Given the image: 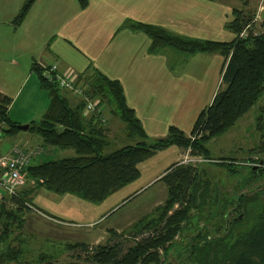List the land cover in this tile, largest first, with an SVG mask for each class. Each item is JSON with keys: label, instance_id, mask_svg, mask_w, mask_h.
<instances>
[{"label": "trees", "instance_id": "trees-1", "mask_svg": "<svg viewBox=\"0 0 264 264\" xmlns=\"http://www.w3.org/2000/svg\"><path fill=\"white\" fill-rule=\"evenodd\" d=\"M35 1L24 0L12 20L14 27L23 22ZM78 5L80 9H84L88 0H78ZM254 15L247 10L236 7L232 9V19L224 24V28L233 34L230 41L183 37L159 26L132 20H126L121 25L122 28L145 34L150 39L148 51L152 54L169 50L184 56L207 53L223 57L219 87L211 103L197 115L189 135L170 126L164 137L150 139L134 110L126 104L119 81L109 79L92 65H88L78 76L83 94L74 95V101L56 83L46 81L40 69L33 65L40 87L48 93L49 103L42 118L31 122L28 131L38 134L43 144L71 148L77 156L30 165L22 170L26 177L25 186L17 196L0 201V229L3 233L0 242L3 243L2 240L7 239L10 232L21 229L22 223L24 224L17 213L4 210L5 204L14 203L18 209L16 212L23 207L28 209L31 205L29 196L39 188L59 195H75L98 204L136 181L140 177L138 165L158 151L175 146L183 150L189 149L193 156L208 159L206 142L234 126L264 94V21L261 24L263 31L255 33ZM88 100L97 101L99 113L93 112L85 116ZM10 104L11 99L0 92V121L5 125L2 132L15 136L21 131L8 117ZM106 109L124 123L127 137L135 143L102 155L100 151L107 144L105 127L102 125V122L107 121L103 113ZM258 149L264 153V143ZM216 164L227 169L230 174L236 172L231 161L222 160ZM248 167L251 177L247 179V183L264 172L261 167L256 170L250 165ZM160 181L166 186V199L151 215L140 218L126 232L134 240V244L122 253L120 242L112 244L111 241L115 238L109 239L106 243L95 246L91 262L161 264V255L169 252L173 240L188 222L190 210L198 208L201 202L202 207L207 204L210 206L203 222H211L213 232H208L207 225L202 224V229L190 235L184 245L185 256L180 264H264V193L252 197L240 193L232 200L226 197L219 206L211 207L212 191L207 192L206 184V187L199 184L197 169L179 162L169 166ZM229 204L243 212L241 218H226ZM148 231L153 235L150 232L145 236L144 232ZM70 246L88 249L85 243ZM24 254L22 247L13 248L6 244L0 250V264H27L22 261ZM49 258L52 256L40 254L36 261L43 262Z\"/></svg>", "mask_w": 264, "mask_h": 264}, {"label": "crops", "instance_id": "crops-1", "mask_svg": "<svg viewBox=\"0 0 264 264\" xmlns=\"http://www.w3.org/2000/svg\"><path fill=\"white\" fill-rule=\"evenodd\" d=\"M20 5V0H0V92L11 99L9 119L17 125H30L39 121L48 107V95L40 87L33 65L40 68L57 63L60 72L72 71L77 77L92 65L109 79L119 81L126 104L150 139L164 137L170 126L189 135L182 123H194L211 103L221 81L224 59L218 54L198 53L185 57L182 66V59L169 50L149 53L150 39L121 25L132 20L183 37L230 41L233 34L224 24L232 19L236 7L231 0H88L80 9L72 2V7L66 6L63 0H36L23 22L14 27L12 20ZM53 20L55 24L46 29ZM23 92L24 97L37 96L38 107L32 109L29 100H20ZM66 94L72 98L68 91ZM24 140L34 144L30 137H22L20 142ZM186 159V152L175 146L156 152L138 165L140 177L99 203L103 209L91 217L98 220L113 214L158 183L169 166ZM164 160L171 164L154 172L156 163ZM39 189L29 196L33 205L29 209L35 213L24 222L29 219L33 223L42 217L61 225H77L58 218L70 210L69 206L65 211L51 203L57 214L43 210L37 200L38 204L33 202Z\"/></svg>", "mask_w": 264, "mask_h": 264}, {"label": "rangeland", "instance_id": "rangeland-1", "mask_svg": "<svg viewBox=\"0 0 264 264\" xmlns=\"http://www.w3.org/2000/svg\"><path fill=\"white\" fill-rule=\"evenodd\" d=\"M231 1H235L236 8L247 10L250 14H255V26L253 31L255 33H261L263 31L261 24L262 21H264V18L262 17L264 10L260 13V7L263 6L261 4L264 1ZM23 2L24 0H20L21 5L19 8H21ZM63 2L68 7H72L70 2H72L73 6L76 7L78 4L76 0H63ZM18 10H16L15 15ZM55 22V20L48 22L46 29L52 27ZM51 30L53 31L55 28ZM174 54L179 57V60L182 59V66L184 63L183 59H186L185 57H189L178 53ZM8 67L10 66L8 65L7 68ZM27 91L28 90L24 92ZM44 91L47 93L46 90ZM24 92L21 94L20 100L23 98L24 100H29L32 109L38 107L39 101L37 96L34 97L29 95L24 97ZM68 93L70 95L72 94L71 99L73 101L76 100L74 98L75 94L69 91ZM15 108L19 109V104H17ZM103 113L107 118V121L102 122L103 127H105L104 129L107 144L100 151L102 155L109 154L122 146L135 143L133 139L127 137L126 127L121 120H119L116 116L109 114L107 109L106 112ZM41 118L42 117H40V119ZM182 124V128L186 130V133H189V128L193 123L191 124L190 122H187L188 125L185 123ZM3 127H5V125H3ZM22 137H24V139L30 137L34 144H27L25 140L20 142ZM263 143L264 94L259 98L255 105L234 124V126L226 132L210 138L206 142L205 146L208 150V159L193 156L191 155L189 149H187L184 151L186 152L188 162L183 161V163L190 164L197 169L199 184H206L207 192L212 191L210 201L211 207H214V205L217 207L220 203L225 201L226 197H229V199L232 200L240 193H246L250 197L264 193V172L261 176L258 175L255 179H252L251 182L249 181L247 183V179L251 177V171L248 167L249 165L253 167V170L258 169L259 167L264 168V153H261L258 149V147ZM32 145H34V147L30 148ZM26 147L30 149L25 150ZM14 149L26 152L30 156V160L27 164H25V166H22V170H25L30 165H39L43 162L77 156L76 152L71 148H57L43 144L41 137L31 131H21L15 136L5 135L1 131L0 155L10 154V152ZM200 158L202 160H200ZM222 160L231 161L233 163V167L236 169V172L234 174H230L227 169L216 164ZM170 164L171 163H169V161L165 160L163 162H159L158 164L156 163L157 166L154 168V172H157L161 168H167ZM206 185L204 187H206ZM166 196V186L159 180L158 183L140 193L135 199H131L120 206L116 212H113V214L97 220L91 216L95 213V211L101 212L103 209L101 204H94L71 194L62 196L41 188L37 191L36 195H34L33 202L35 201L36 204L39 202V204L43 206L41 207L42 209L45 208L49 210L46 211L48 213L50 211L56 212L55 209L50 207L52 204L62 207L64 210L68 208L67 206H69L70 210H65L66 213L60 214L58 218L63 221H73L77 223V225H61L42 217L40 218L41 220H35V222L33 221L32 223V221L29 220L32 219L30 218V213L35 212L29 209L31 205L28 209L23 207L19 209V212H16L18 211V209H16L17 206L14 203H8L5 204L4 210L8 211V213L14 211V213L18 214V217L21 220H27V217L29 219L24 222V224L22 223L21 229L13 230V232L9 233L7 239L2 240L3 243L0 242V250L6 244H9L13 248L22 247L25 251L22 261L27 262V264H47L49 262H52L53 264H87L88 262H90V264H94L91 260L95 254V246L104 244L109 239L113 240L115 238L114 241H111L112 244L116 241L120 242L122 253H124L129 246H132L134 244V240L129 237L126 232L129 231L130 227L140 218L146 215H151L155 208L165 201ZM66 203L68 205H66ZM47 204H49V207ZM200 204L201 205L198 208H192L190 210V218L183 226L180 234L173 240L174 242L169 252L163 256L161 255V258L163 259L161 264H167L166 262H170V264H180L181 259L185 256L184 245L188 242L190 235L197 232L200 228L202 229V224L207 225L208 232H213L212 223H209L208 220L207 223L203 222V218L210 210V206L207 204L202 207L203 204L201 202ZM256 207H258V204H256ZM226 211H228L226 215L228 220L236 218L237 216L241 218L243 215V212L232 206V204L228 205ZM56 213L59 214L58 212ZM221 215H223V213ZM58 227L63 229H59ZM150 232L151 231L144 232V235H149ZM93 235L97 237L92 238ZM151 235H153L152 232ZM1 236H3V233L0 229V237ZM17 240L23 241L17 242ZM79 243L87 244L88 249L81 250L78 247L76 248L75 246H70ZM40 254L51 255L52 258L46 259L43 262H37L36 259Z\"/></svg>", "mask_w": 264, "mask_h": 264}, {"label": "built area", "instance_id": "built-area-1", "mask_svg": "<svg viewBox=\"0 0 264 264\" xmlns=\"http://www.w3.org/2000/svg\"><path fill=\"white\" fill-rule=\"evenodd\" d=\"M261 5L260 13L264 10V2ZM39 69L46 81L56 83L62 90L72 92L75 95L83 94V88L78 81V77L72 71L60 72L57 63L40 66ZM93 112H100L97 101L88 100L84 113L88 115ZM3 125V122L0 121V132ZM29 160L30 156L19 149L12 150L10 154L0 155V201L3 198L8 199L17 196L18 192L25 186L26 178L22 172V166H25ZM185 161L188 162V159Z\"/></svg>", "mask_w": 264, "mask_h": 264}, {"label": "water", "instance_id": "water-1", "mask_svg": "<svg viewBox=\"0 0 264 264\" xmlns=\"http://www.w3.org/2000/svg\"><path fill=\"white\" fill-rule=\"evenodd\" d=\"M262 17L264 18V12L262 13ZM28 128H29V125H18V129L20 131H26L28 130Z\"/></svg>", "mask_w": 264, "mask_h": 264}]
</instances>
